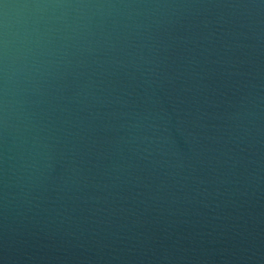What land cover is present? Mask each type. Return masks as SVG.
I'll return each mask as SVG.
<instances>
[{
  "label": "water",
  "instance_id": "95a60500",
  "mask_svg": "<svg viewBox=\"0 0 264 264\" xmlns=\"http://www.w3.org/2000/svg\"><path fill=\"white\" fill-rule=\"evenodd\" d=\"M0 264H264V0H0Z\"/></svg>",
  "mask_w": 264,
  "mask_h": 264
}]
</instances>
